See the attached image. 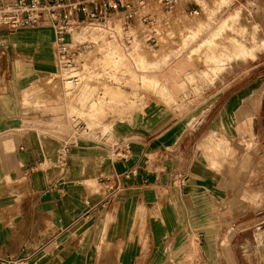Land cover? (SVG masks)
Segmentation results:
<instances>
[{
	"label": "crops",
	"instance_id": "0c3cea01",
	"mask_svg": "<svg viewBox=\"0 0 264 264\" xmlns=\"http://www.w3.org/2000/svg\"><path fill=\"white\" fill-rule=\"evenodd\" d=\"M54 41L49 27L0 28V258L28 264H186L171 253L178 258L186 249L183 236H197L207 264H221L220 256L236 264L229 248L232 226L223 252L217 249L221 228L240 218L247 202L258 206L260 197L237 188L235 173L220 172L221 161L235 163L242 143L249 145L243 139H254L264 154L263 94L229 84L193 129L189 118L167 106V95L161 100L167 105L147 103L131 120L114 123L105 140L79 138L63 166L58 157L64 140L28 129L22 111L55 114L63 108L41 101L44 82L51 84L55 79L47 77L58 72ZM175 67L157 79L179 102L192 70ZM64 103L69 118L75 104ZM52 124L65 128L60 117ZM110 138L129 148L127 160L114 156ZM176 173L187 178L184 188L174 182ZM250 177L264 184V162ZM259 190L264 193V187ZM257 242L264 245L261 235Z\"/></svg>",
	"mask_w": 264,
	"mask_h": 264
},
{
	"label": "rangeland",
	"instance_id": "374dc122",
	"mask_svg": "<svg viewBox=\"0 0 264 264\" xmlns=\"http://www.w3.org/2000/svg\"><path fill=\"white\" fill-rule=\"evenodd\" d=\"M180 1L174 14L168 18L169 22L165 23L167 19L163 8L153 0H147L149 11L156 15L160 22L159 42L157 46H153L138 37L136 40H142L148 49L156 50L151 52L145 48L144 52L136 55L134 64L126 62L124 54H121L122 59L119 63L123 61L124 67L129 66L127 70H118L120 64L109 57L103 65L118 67L114 68L115 70H85L83 86L72 95L65 90L62 78L57 77L59 72L56 73L57 76L47 77V81L55 80L51 84L44 82L41 101L50 109L59 105L63 108L54 114L41 110L28 111L22 105L25 126L28 129L53 134L64 141L74 138L100 141L104 137L103 134H110L114 123L131 120L132 116L146 110L147 103L167 105L161 101L167 95L170 101L166 102L171 105L167 106L177 114L189 118L190 129L194 128L198 117L204 115L205 107L229 84H235L238 88L246 87L244 88L246 91L257 89L256 96L263 94L264 98V48L259 49L258 38L252 37L257 28L264 30V0H227L224 6L222 5L224 0ZM193 9L200 10L198 17L190 15L189 12ZM140 26L139 23L136 24L137 34H141ZM108 34L107 32V36ZM240 39L242 40L239 41ZM117 43L124 48L132 45L122 41ZM248 47L250 50L254 49V56L246 54L247 50L249 51ZM88 50H93V54L86 56L87 61L101 62L103 53L98 50L97 45L92 43L86 51ZM173 67H175L173 70H185L187 67L192 70L190 75L185 76L183 83L185 93L181 94L179 102L163 89V85L157 79L158 75L162 77L168 74ZM45 70L53 69L49 67ZM151 72L155 74L152 75ZM107 73L110 74L105 81ZM214 79H216L214 84H205ZM199 82H204L201 83L202 88ZM54 85H58L59 88ZM101 88L105 90L102 91ZM63 99L70 100L72 106L75 104V107L71 108L69 118L66 116ZM221 101L222 99H219V103L216 102L215 109H218ZM255 107L256 103L254 110ZM260 113L264 116V100ZM73 115L82 118L83 121L76 122V126L72 125ZM55 117L62 118L65 125L63 130L52 124ZM87 126L89 130L94 131L91 136L85 132ZM113 141L115 139L110 138L108 144ZM243 141L249 145L242 143L238 151V160L232 164L228 158L223 159L220 172L228 171L230 175L235 173V186L251 194L258 193L260 200L258 206L247 202L242 216L235 219L232 225L221 228L217 249L220 253L223 252L221 243L232 226L235 235L229 243V248L234 262L264 264V245L259 247L257 242L258 235L264 240V193L259 190L264 184H259L260 179L250 177H254L259 163L264 162V154L263 152L258 154L259 147H256L254 139ZM206 146L202 145L200 149L203 150L202 147ZM245 150H252V153L244 154ZM254 151H257V155ZM183 238L182 242L185 243L186 249L177 254L178 258H175L172 252V259L182 260L186 264H207L202 251V238L197 236ZM220 260L221 264H229L223 256H220ZM171 261H168L169 264Z\"/></svg>",
	"mask_w": 264,
	"mask_h": 264
},
{
	"label": "built area",
	"instance_id": "2783aa9c",
	"mask_svg": "<svg viewBox=\"0 0 264 264\" xmlns=\"http://www.w3.org/2000/svg\"><path fill=\"white\" fill-rule=\"evenodd\" d=\"M163 8L166 22L174 14L180 0H153ZM147 0H16L0 7V28L10 32L23 28H52L56 41L55 51L61 68L68 73L78 69L76 58L82 51L91 47V42H84L72 47L73 34L100 26L109 32V37L131 44L136 38L145 39L146 43L157 46L159 42L160 22L156 15L149 11ZM199 9L189 13L195 15ZM137 21V22H136ZM141 25V34L135 32L136 24ZM110 24V26H108ZM76 83V79L69 77ZM78 139L65 140L60 147L58 162L65 166L69 150L78 146ZM102 139V138H101ZM105 140V137H103ZM110 145L114 156L119 160L129 158V148L118 141ZM178 187L187 185V178L182 173L174 175ZM3 264H28L24 260L0 258Z\"/></svg>",
	"mask_w": 264,
	"mask_h": 264
},
{
	"label": "bare ground",
	"instance_id": "6f19581e",
	"mask_svg": "<svg viewBox=\"0 0 264 264\" xmlns=\"http://www.w3.org/2000/svg\"><path fill=\"white\" fill-rule=\"evenodd\" d=\"M226 2H227V0H224L222 2V5L225 4ZM222 5H220V6H222ZM199 15H200V10L197 11V13H195V17H198ZM137 27H138V25H137ZM141 28L142 27L140 26V30H141ZM107 32H108L107 29H105L103 27L93 26V27H90L88 30L85 29V30H82L81 32H75L73 34L72 47H75L77 44H82L84 42H91V43L98 46V50L103 53V58L100 59L101 62H99V61L98 62L97 61H87L85 59L86 56L88 54H93V50H88L86 52H80V54L76 58V64L78 66V69L74 70L72 73H68L67 71L63 70L59 64L57 54H56V51L54 48L55 41H56V37H55V41L53 44V52H54L56 70H58V72H59V75L58 76L56 75V76L57 77L60 76L62 78L65 90L70 92L71 95L76 94L77 91H79L81 89V87L83 86V83H84L83 73L85 72V70H90V71H92V70H115L114 68H116L118 66H114V68H113V66L103 65V62L107 58L111 57L114 60H117L118 65H119L120 64L119 61H120V59H122L121 54H124L125 59H127L125 61L129 62L131 64H134V59L136 58V55L140 54V52L141 53L144 52L145 48L147 50H150L146 47V44L142 40H136L137 38L134 41H132L131 46H129L128 48H124V47H122L121 44L117 43L118 41H122V40H116V39L110 38L109 34L107 36ZM135 32H137L136 29H135ZM158 32L160 35V33H161L160 29ZM252 37L258 38V43H259L258 48L259 49L264 48V30L263 29H260V27H259V29L257 28L255 30V34L252 35ZM107 38L109 40H107ZM241 40L242 39H240L239 41H241ZM212 41H214V40H212ZM245 41L247 42V40H245ZM208 43H212V42H208ZM154 50H156V49H152L150 51L153 52ZM245 51H246V49H245ZM247 53L250 54L251 56H254V49L250 50V48H249V51L247 50L246 54ZM128 67L129 66L124 67V62L121 61V64H120V67L118 68V70H127ZM108 74H110V73H107L106 75H108ZM69 77L75 78L77 82L75 84L70 82ZM106 77H108V76H106ZM71 120H72L71 124L72 125L75 124V126H76V122L82 120V118H79L77 116H73L71 118ZM84 123L86 124L85 121H84ZM85 132L87 135H90L92 133V131L89 130L88 126H87ZM104 137H108V135L105 134Z\"/></svg>",
	"mask_w": 264,
	"mask_h": 264
}]
</instances>
